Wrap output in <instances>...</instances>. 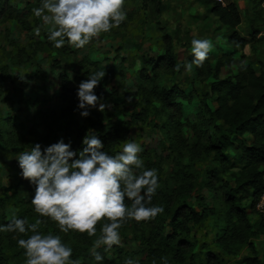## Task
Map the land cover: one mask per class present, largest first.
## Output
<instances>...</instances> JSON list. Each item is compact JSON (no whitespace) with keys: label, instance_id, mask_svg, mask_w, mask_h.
<instances>
[{"label":"rangeland","instance_id":"1","mask_svg":"<svg viewBox=\"0 0 264 264\" xmlns=\"http://www.w3.org/2000/svg\"><path fill=\"white\" fill-rule=\"evenodd\" d=\"M40 5L41 0H0V225H4L3 219L10 223L13 216L17 219L23 216L30 223L40 218L31 205L35 187L23 179L18 154L30 151L36 144L42 150L60 140L68 144L60 125L69 115L78 122L83 120L78 109V86L91 73L104 70L106 75L94 91L108 107L104 112L98 110L99 105L88 111L91 118H99L104 124L121 126V140L113 154L122 150L123 141H135L143 149L139 155L144 168L157 170L161 188L168 192L178 188L182 178H193L186 202L197 212L202 207L213 211L205 213L198 226L190 227L185 241L191 247L182 260L174 258V247L161 249L160 258L149 259V250L138 232L125 223L119 230L120 244L109 252L98 250L103 256L101 264H125L127 259L139 264H209L208 259L210 264H247V257H256L259 264H264V230H258L261 220L264 222L261 214L248 213L250 229L242 230L245 236L242 242L227 249L216 242L220 229L229 219L217 193L215 198H210L209 187L219 189L232 184V175L238 167L237 152L229 148L225 154L227 160L221 164L213 154L193 149L203 132L202 118H207L203 107L214 108L209 94L213 81L208 75L209 63L222 61V56L229 54L257 71L259 63L264 62V0H245L239 5L236 2L242 22L234 32L250 40L243 49L227 45V37L233 31L221 26L196 0H125L127 17L119 28L101 34L83 49L67 44L57 49L48 41L46 28L42 27L39 36L34 34V28L41 26L42 21L32 10ZM253 30L259 34L251 40ZM193 39H210L214 47L203 67L193 66L187 72L183 65L193 59ZM166 51L173 55L174 66L181 64L179 72L166 65L163 60ZM146 59L154 60L157 65L156 71L149 69L148 79L143 80L140 72ZM235 70L236 66L230 70L222 68L220 78L227 73L235 74ZM62 74L67 75L68 88L75 92L70 108L60 99ZM152 86L158 90L176 86L180 90L174 101L177 104L170 110L178 127L164 124L159 114L162 103L157 98L145 103ZM128 97H132L131 103ZM70 144L72 148L73 143ZM16 186V195L3 193V189ZM200 198L204 203L201 204ZM41 219L45 223L40 231L60 235L72 248L71 259H79L81 264H97L90 252L96 237L72 232L65 235L59 232L56 223ZM103 223H98L97 235ZM20 238L27 236L0 232L3 264H25L23 249L17 243Z\"/></svg>","mask_w":264,"mask_h":264},{"label":"clouds","instance_id":"2","mask_svg":"<svg viewBox=\"0 0 264 264\" xmlns=\"http://www.w3.org/2000/svg\"><path fill=\"white\" fill-rule=\"evenodd\" d=\"M124 3L125 0H41L40 7L33 8L32 13L42 25L33 31L39 36L42 27L46 28L48 41L57 49L66 44L83 49L101 34L120 27L127 17ZM213 47L210 39H193V59L183 65L185 71L191 72L193 66L203 67ZM174 70L179 72L181 64L177 63ZM105 75L104 70L96 71L79 84L78 109L82 117H88V109L97 105L100 112L108 107L94 91ZM131 100L128 97L129 103ZM122 143V150L110 155L89 130L78 154L63 140L43 150L36 144L30 151L18 154L23 179L35 187L31 205L40 218L30 223L26 218L13 216L10 223L0 225V232L27 236L17 239L25 264H81L79 259H71L72 248L60 235L40 231L45 223L41 218L56 223L59 232L65 235L72 232L96 237L90 252L101 264L103 256L98 250L109 252L118 246L119 230L127 221L147 222L163 214V207L149 206L159 188L157 170L144 168L139 155L143 149L138 143L132 140ZM101 221L104 223L97 235ZM125 264L139 261L127 259Z\"/></svg>","mask_w":264,"mask_h":264},{"label":"trees","instance_id":"3","mask_svg":"<svg viewBox=\"0 0 264 264\" xmlns=\"http://www.w3.org/2000/svg\"><path fill=\"white\" fill-rule=\"evenodd\" d=\"M196 2L204 6L208 14L221 26L233 31L227 37V45L243 49L249 44V39L240 37L234 32L242 22L239 8L235 3L229 2L222 6L213 0H196ZM258 34L257 30H253L251 40H254ZM222 59L208 65V75L213 79L209 86V94L214 108L203 107L207 118L205 120L202 118L203 132L197 137L193 149L197 152L213 154L221 164L226 162L225 154L229 148L237 152L238 167L237 172L232 175V184H225L219 189H215L212 185L209 187L210 198H215L214 195L217 193V197H220L219 199L226 207V219H229V222L220 229L216 242L221 248L227 249L237 242H242L245 237L242 236V230L250 229L248 213L260 216L255 206L264 194V62L259 63V69L255 71L251 65H242L229 54L223 55ZM163 60L169 68H174V57L170 51H166ZM144 65L140 72L143 80L148 79L149 69L152 72L156 71L157 62L146 59ZM233 66H236L235 74L230 71L231 73H227L226 77L220 78L222 68L230 70ZM68 86L67 75L62 74L60 99L63 104H67V108H70V104L75 101V92ZM147 93L148 98L145 99V103L156 100L155 98L162 103L159 114L164 124L170 126L169 123H171L178 127V121H174L170 110L177 104L174 101L180 96V90L176 86L161 90L152 86ZM60 130L64 140L73 143L71 150L77 154L84 147L85 135L92 130L102 141L103 150L114 155L113 152L120 143L122 132L121 126L116 123L104 124L99 118L93 119L90 116L83 117L82 122H78L72 115L64 118ZM158 183L159 188L149 206L163 207L166 218L163 219V214H159L155 219L147 222L138 223L129 220L126 223L132 225L138 232L141 242L147 246L149 259L160 258L161 249L174 247V258L182 260L186 256L187 248L191 247L185 241L190 233V227L198 226L205 219V213H211L213 208L202 207V210L197 212L186 202L194 184L193 178H182L179 187L168 189V192L160 187L161 181ZM17 188L18 186L8 187L3 189V193L12 192L14 196ZM200 202L202 204L204 200L200 198ZM23 218V216L19 217V219ZM232 220H235V223H232ZM1 223L8 224L4 222V219ZM258 230H264L262 220ZM245 260L247 264H259L256 257H247ZM210 261L208 259L207 262L210 264ZM3 262L5 259L0 256V264Z\"/></svg>","mask_w":264,"mask_h":264},{"label":"built area","instance_id":"4","mask_svg":"<svg viewBox=\"0 0 264 264\" xmlns=\"http://www.w3.org/2000/svg\"><path fill=\"white\" fill-rule=\"evenodd\" d=\"M213 1H215L216 3H219L220 5H222V6H224V5H226L227 3H235L236 4V2L238 3V5L241 3H243L245 0H213ZM237 5V6H238ZM239 7V6H238ZM255 210L259 213V214H261V215H263V217H264V194L262 195V197H261V199L259 200V202L256 204V206H255Z\"/></svg>","mask_w":264,"mask_h":264}]
</instances>
